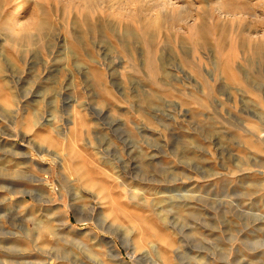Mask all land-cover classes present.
I'll list each match as a JSON object with an SVG mask.
<instances>
[{"label": "rangeland", "instance_id": "obj_1", "mask_svg": "<svg viewBox=\"0 0 264 264\" xmlns=\"http://www.w3.org/2000/svg\"><path fill=\"white\" fill-rule=\"evenodd\" d=\"M19 1L0 264H264V0Z\"/></svg>", "mask_w": 264, "mask_h": 264}, {"label": "bare ground", "instance_id": "obj_2", "mask_svg": "<svg viewBox=\"0 0 264 264\" xmlns=\"http://www.w3.org/2000/svg\"><path fill=\"white\" fill-rule=\"evenodd\" d=\"M17 4H19L18 7L17 8H14L11 11V13L6 16V22L7 23H10V24H13V25H17V26H21L22 25V27H24L23 24H21V21H20L21 19L19 17H16V15L17 14H20L19 12L22 10V8L25 6V4H24L23 0H20ZM161 4L162 5L163 4H165V5H172L171 2H162ZM14 16L16 17V19L13 18Z\"/></svg>", "mask_w": 264, "mask_h": 264}]
</instances>
